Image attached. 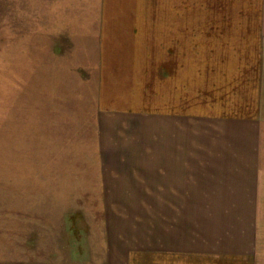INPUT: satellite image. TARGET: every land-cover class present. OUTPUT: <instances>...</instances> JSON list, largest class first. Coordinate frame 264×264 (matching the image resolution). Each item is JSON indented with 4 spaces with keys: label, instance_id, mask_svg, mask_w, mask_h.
I'll return each mask as SVG.
<instances>
[{
    "label": "rangeland",
    "instance_id": "rangeland-1",
    "mask_svg": "<svg viewBox=\"0 0 264 264\" xmlns=\"http://www.w3.org/2000/svg\"><path fill=\"white\" fill-rule=\"evenodd\" d=\"M263 36L264 0H0V264H160L125 261L144 200L99 191L98 144L116 142L103 112L168 90L239 113Z\"/></svg>",
    "mask_w": 264,
    "mask_h": 264
},
{
    "label": "crops",
    "instance_id": "crops-1",
    "mask_svg": "<svg viewBox=\"0 0 264 264\" xmlns=\"http://www.w3.org/2000/svg\"><path fill=\"white\" fill-rule=\"evenodd\" d=\"M257 73L253 105L239 113L188 110L168 90L160 106L134 93L122 107L111 95L103 113L116 142L98 144L96 181L103 197L145 209L143 234L129 241L142 243L124 247L125 261L140 252L160 264H264V62Z\"/></svg>",
    "mask_w": 264,
    "mask_h": 264
}]
</instances>
